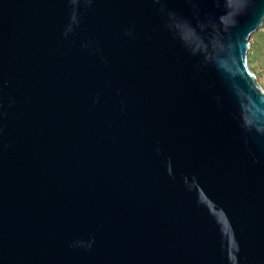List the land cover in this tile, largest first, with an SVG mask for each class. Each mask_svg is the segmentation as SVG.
<instances>
[{"label": "water", "instance_id": "1", "mask_svg": "<svg viewBox=\"0 0 264 264\" xmlns=\"http://www.w3.org/2000/svg\"><path fill=\"white\" fill-rule=\"evenodd\" d=\"M264 0H0V264H264Z\"/></svg>", "mask_w": 264, "mask_h": 264}, {"label": "rangeland", "instance_id": "2", "mask_svg": "<svg viewBox=\"0 0 264 264\" xmlns=\"http://www.w3.org/2000/svg\"><path fill=\"white\" fill-rule=\"evenodd\" d=\"M247 59L257 83L264 90V20L260 28L252 33L249 38Z\"/></svg>", "mask_w": 264, "mask_h": 264}]
</instances>
